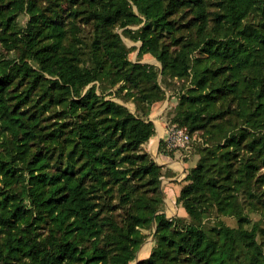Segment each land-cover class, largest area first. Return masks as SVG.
I'll use <instances>...</instances> for the list:
<instances>
[{
	"label": "trees",
	"instance_id": "obj_1",
	"mask_svg": "<svg viewBox=\"0 0 264 264\" xmlns=\"http://www.w3.org/2000/svg\"><path fill=\"white\" fill-rule=\"evenodd\" d=\"M57 1L0 0V264H130L153 221L136 264H264V0ZM167 81L182 82L168 125L203 131L176 198L185 217L158 213L162 167L145 149ZM145 177L150 196L133 189ZM114 189L126 217L108 234ZM212 208L236 227L202 223Z\"/></svg>",
	"mask_w": 264,
	"mask_h": 264
},
{
	"label": "rangeland",
	"instance_id": "obj_2",
	"mask_svg": "<svg viewBox=\"0 0 264 264\" xmlns=\"http://www.w3.org/2000/svg\"><path fill=\"white\" fill-rule=\"evenodd\" d=\"M63 1V0H62ZM217 0H209V2H216ZM37 3L39 6H41V8L44 9H52V8H56V3H59V1L56 2V0H37ZM61 7L64 9V11H68L70 9V4L68 2H61ZM214 9H216V7L214 5H211L210 10L211 12L215 11ZM53 11V10H51ZM179 16V14L177 15ZM22 20V19H21ZM133 29L137 28V27H131ZM117 33H119L121 35V38L123 40V42L125 43V45L127 46V48L129 49V54H128V58L130 61L135 62L137 61V48L140 46L139 42H133L132 40H130L127 36H125L124 34H122V29H117L116 30ZM1 52H4V50L2 49V47L0 48ZM139 62L141 63H148V64H153L155 65L157 68H161V64L150 54H146L142 57L141 60H139ZM160 79V78H159ZM182 86V82H174V81H167V90H166V96L169 97V99L172 102V105H168L167 107H169L168 109H166V113L163 114V116L165 117V120L168 121V119L171 117L169 114H171L174 111V108L177 104V92L180 89V87ZM166 87V86H163ZM167 97L165 99V101L167 100ZM112 99L125 105L127 108H129L132 112L135 109V105L130 101L129 102H125L124 100H122L119 97H113ZM60 108L57 105H52L50 106L48 109L43 110V113L41 114V118H42V126H46L47 130H51L53 129L56 125L57 122H61L59 120L60 115L57 114V111H59ZM169 124V123H167ZM170 125H168L169 127ZM167 127V128H168ZM199 134H201V137L197 134L198 138H196L195 141L193 142H197L202 144V134L203 131H199ZM192 146V145H191ZM196 151L193 150L192 152L194 153L193 155L200 157L202 155L201 152V148L202 147H195ZM163 149L164 145H163ZM141 150L144 151V147H141ZM192 150V149H191ZM52 155V163L55 164L57 161V156H58V149L54 148L53 152L51 153ZM249 155H246V158ZM262 173H264V169L261 170ZM147 180L148 177H145L143 179H138L136 178L133 181V189L136 192V194H143L146 196H150V186L147 184ZM160 190V188H159ZM161 192V190H160ZM122 191H120L119 189H114L111 193H109L106 197L105 200V216L106 218H108L107 221H105V228L108 234H111L114 230V227L116 225H121L123 223V219L126 217V212L125 209L126 206L122 203ZM161 196H162V192H161ZM252 202H255V200H251ZM257 209L260 211H263L262 213H256L252 215L253 219L259 218V214L264 216V208H262L260 205H257ZM162 210L158 211V213H161ZM187 221H190L189 217L185 218ZM217 220H222L224 221L227 225L232 226V227H236V220L235 219H231L228 217H222L220 214L216 213L215 209L212 208L207 214H205V217L202 219V223L206 224L207 226H211L213 224H215L217 222ZM153 232L155 233V225L152 224V228H145L142 229V233L145 234V239L143 241V243L140 245V247L138 248L136 254H135V260L133 262H131L130 264H136L138 261L147 258L150 255L152 246H153V241L154 238H152V234ZM109 239L108 236L104 237L102 239V243L101 244H106V242H104V240ZM107 247V246H106Z\"/></svg>",
	"mask_w": 264,
	"mask_h": 264
},
{
	"label": "crops",
	"instance_id": "obj_3",
	"mask_svg": "<svg viewBox=\"0 0 264 264\" xmlns=\"http://www.w3.org/2000/svg\"><path fill=\"white\" fill-rule=\"evenodd\" d=\"M172 105L167 97L166 101L156 102L151 107L149 120L152 121L155 128V134L146 143L145 149L155 163L162 167L163 175L160 179L159 188L162 192L163 209L162 212L167 218L185 217V211L176 205V198L180 193L183 180L189 169L196 165L198 156L193 155L191 151L185 154L183 150L167 151L161 147L160 143L166 137L168 122L163 116L168 105Z\"/></svg>",
	"mask_w": 264,
	"mask_h": 264
},
{
	"label": "built area",
	"instance_id": "obj_4",
	"mask_svg": "<svg viewBox=\"0 0 264 264\" xmlns=\"http://www.w3.org/2000/svg\"><path fill=\"white\" fill-rule=\"evenodd\" d=\"M195 140L184 129L176 125H170L166 130L163 145L167 151L183 150L185 154H189L192 149L191 144Z\"/></svg>",
	"mask_w": 264,
	"mask_h": 264
},
{
	"label": "water",
	"instance_id": "obj_5",
	"mask_svg": "<svg viewBox=\"0 0 264 264\" xmlns=\"http://www.w3.org/2000/svg\"><path fill=\"white\" fill-rule=\"evenodd\" d=\"M152 224H154V225H155L154 221L152 222ZM152 238H154V232H153V234H152Z\"/></svg>",
	"mask_w": 264,
	"mask_h": 264
}]
</instances>
